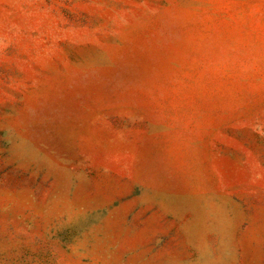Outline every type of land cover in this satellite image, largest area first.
I'll return each instance as SVG.
<instances>
[{
    "label": "rangeland",
    "instance_id": "374dc122",
    "mask_svg": "<svg viewBox=\"0 0 264 264\" xmlns=\"http://www.w3.org/2000/svg\"><path fill=\"white\" fill-rule=\"evenodd\" d=\"M0 264H264V0H0Z\"/></svg>",
    "mask_w": 264,
    "mask_h": 264
}]
</instances>
